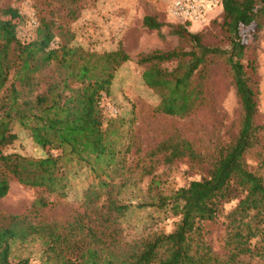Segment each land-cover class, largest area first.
<instances>
[{"label": "trees", "instance_id": "obj_1", "mask_svg": "<svg viewBox=\"0 0 264 264\" xmlns=\"http://www.w3.org/2000/svg\"><path fill=\"white\" fill-rule=\"evenodd\" d=\"M222 8L212 20L216 33H191L189 23L172 24V34L182 46L139 54L137 63L145 68L144 85L159 95L154 113L178 118L208 105L211 75L223 67L241 106L238 134L219 146L211 160L186 139L161 141L150 151L144 175H153L154 159L161 156L156 161L164 165L183 159L193 166L205 165L206 174L170 196H153L150 189V201L136 204V180L127 161L134 144H120L121 129L114 119L106 122L101 105L103 95L111 96L116 71L130 60L128 53L123 47L96 53L70 41L55 48L56 26L45 18L36 39L24 43L17 30L19 10H0V200L14 180L46 193L33 206L47 209L55 205L48 197H67L74 167L89 168L95 177L83 192L80 209L62 221L34 224L28 216L0 218V264H32L31 257H15L14 251H27L34 244L40 246V264H264L259 65L253 45L240 35L244 27H254L255 39L262 31L264 0H223ZM165 25L155 16L144 18L150 31ZM14 123L28 130L38 146L60 154L33 159L7 153L18 140ZM257 149L262 153L255 164L249 155ZM233 202L236 205L221 224L218 252L202 224L217 223L225 205ZM150 207H170L180 217L175 230L129 239L124 220L135 208Z\"/></svg>", "mask_w": 264, "mask_h": 264}, {"label": "rangeland", "instance_id": "obj_2", "mask_svg": "<svg viewBox=\"0 0 264 264\" xmlns=\"http://www.w3.org/2000/svg\"><path fill=\"white\" fill-rule=\"evenodd\" d=\"M173 0H78L77 4L67 0H0V10L12 7L19 10L22 18L17 20L20 40L24 43L34 41L37 28L42 19L53 22L57 38L53 47L70 41L85 50L105 53L123 47L130 60L123 64L111 84V96L103 95L102 107L106 122L114 119L115 126L120 127L122 145L134 144L127 155L128 165L133 170L136 180L134 203L139 200L150 201L152 195L162 193L172 195L180 188L187 187L192 181L200 180L206 174L205 165L197 167L187 159L172 165H164L154 159L155 172L144 175L143 166L150 165L149 153L161 141L168 139H186L208 160L216 153L219 146L231 143L238 134L241 120V106L229 75L223 67L218 66L211 75L213 87L209 89L208 105L188 118H178L154 113L158 106L159 95L144 85V67L138 65V55L155 50L168 51L182 46L179 37L172 34V24L167 11ZM76 9L77 13L70 14ZM75 16V18L73 17ZM146 16H155L165 22L160 30L150 31L144 26ZM212 20L205 25H193L191 33L213 31ZM60 27V28H59ZM63 29V30H61ZM201 31V32H203ZM62 32H65L64 38ZM216 33V31H213ZM254 27H244L240 35L247 44L256 50L260 76L259 123L264 125V28L257 33ZM172 67L170 65H167ZM18 140L6 152L41 159L60 152L38 146L31 133L18 123L12 125ZM264 140V137H263ZM261 150H254L249 155L250 162L256 164ZM95 177L89 168L74 167L69 176L67 197L56 195L48 197L55 205L41 209L34 207L37 198L48 195L41 190L25 187L11 181L9 194L0 200V218L3 216H28L34 224H46L62 221L80 209L84 190L94 182ZM155 181V182H154ZM236 205L229 203L217 223H203L207 239L214 250H222L221 237L223 222ZM37 210V211H36ZM31 212V213H30ZM180 217L175 216L170 207L134 209L124 220L123 227L129 239L140 238L149 233L173 232ZM29 250L15 249L14 256L31 257L32 264H40L38 255L40 246L30 245Z\"/></svg>", "mask_w": 264, "mask_h": 264}, {"label": "built area", "instance_id": "obj_3", "mask_svg": "<svg viewBox=\"0 0 264 264\" xmlns=\"http://www.w3.org/2000/svg\"><path fill=\"white\" fill-rule=\"evenodd\" d=\"M223 0H173L167 17L173 24L205 25L219 15Z\"/></svg>", "mask_w": 264, "mask_h": 264}, {"label": "crops", "instance_id": "obj_4", "mask_svg": "<svg viewBox=\"0 0 264 264\" xmlns=\"http://www.w3.org/2000/svg\"><path fill=\"white\" fill-rule=\"evenodd\" d=\"M223 11V8L220 10V12L219 13H221Z\"/></svg>", "mask_w": 264, "mask_h": 264}]
</instances>
